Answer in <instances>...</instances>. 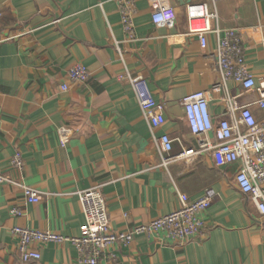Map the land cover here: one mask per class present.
Returning <instances> with one entry per match:
<instances>
[{"label": "crops", "instance_id": "1", "mask_svg": "<svg viewBox=\"0 0 264 264\" xmlns=\"http://www.w3.org/2000/svg\"><path fill=\"white\" fill-rule=\"evenodd\" d=\"M201 3L216 15L205 48L185 16L187 5ZM158 8H172L175 19L154 25ZM131 24L126 32L114 0H0V174L10 181L0 184V264H80L72 245L53 243L38 246L40 261L23 263L10 230L78 237L76 193L97 185H104L116 232L177 211L179 194L212 196L200 215L202 233L187 243L141 236L117 246L114 261L98 264H264V217L238 191L235 167L216 168L209 154L161 166L127 79H144L161 106L164 124L154 134L175 140L173 153L196 148L180 102L217 80L211 55L227 29L241 40L249 73L264 80V0H134ZM75 65L89 72L85 83L69 82ZM227 87L239 106L258 100L255 91ZM209 111L215 121L227 119L219 96ZM61 129L69 131L63 145ZM20 185L38 191L40 201L26 203Z\"/></svg>", "mask_w": 264, "mask_h": 264}, {"label": "built area", "instance_id": "2", "mask_svg": "<svg viewBox=\"0 0 264 264\" xmlns=\"http://www.w3.org/2000/svg\"><path fill=\"white\" fill-rule=\"evenodd\" d=\"M120 4L121 22L126 32L130 31L134 11V0H114ZM188 32L198 37L202 48L206 46L205 35L210 31V21L216 18L208 5L189 4L185 8ZM175 19L172 8H158L151 14L154 25L166 24ZM220 33L219 29L215 30ZM264 55V39L261 41ZM242 43L234 30L223 31L215 52L211 55L217 80L208 88L186 95L180 102L184 119L196 148L182 149L173 153L175 140L167 134L156 136L154 133L164 124L161 106L158 105L144 79L127 76L134 92L138 107L146 120L150 133L156 143L161 166L166 167L178 161H192L202 154H209L216 168L235 167L234 183L238 191L248 197L255 205L260 216L264 217V118L258 119L251 106L264 111V80L255 81L249 73L242 55ZM89 72L82 65L69 69L67 78L71 83H85ZM232 82L242 94L255 91L258 100L252 104L239 106L236 96L227 87ZM62 90L67 86L63 85ZM214 96L220 97L227 119L215 121L209 111ZM61 144L69 131L61 129ZM13 165L21 168V159L16 155ZM8 181L0 174V184ZM26 203H38L41 194L24 185L19 186ZM104 185L76 193L83 217V225L78 237H65L51 231L13 227L10 232L18 238L17 254L23 263L37 262L41 259L39 245L70 244L78 253L80 264H98L100 260L114 261L115 248L130 244L137 237H164L168 241L183 245L203 231L200 215L208 209L212 196L206 195L190 200L183 194L178 195L180 208L147 223L134 225L127 232L113 231L103 195ZM14 216L22 212L13 209Z\"/></svg>", "mask_w": 264, "mask_h": 264}]
</instances>
